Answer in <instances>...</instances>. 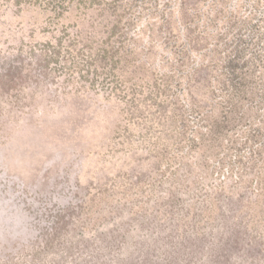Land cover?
<instances>
[{
  "label": "rangeland",
  "instance_id": "1",
  "mask_svg": "<svg viewBox=\"0 0 264 264\" xmlns=\"http://www.w3.org/2000/svg\"><path fill=\"white\" fill-rule=\"evenodd\" d=\"M0 264H264V0H0Z\"/></svg>",
  "mask_w": 264,
  "mask_h": 264
}]
</instances>
